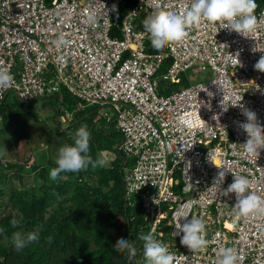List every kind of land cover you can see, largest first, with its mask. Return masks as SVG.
Masks as SVG:
<instances>
[{"label":"built area","instance_id":"1","mask_svg":"<svg viewBox=\"0 0 264 264\" xmlns=\"http://www.w3.org/2000/svg\"><path fill=\"white\" fill-rule=\"evenodd\" d=\"M121 1L0 0V68L14 77L10 87L0 89V104L10 93L31 102L65 88L77 101L57 122L66 138L87 107H110L122 137L117 152L130 159H120L121 173L129 168L122 184L126 205L140 207L139 233L154 228L174 264H216L224 247L235 248L241 264H264V216H235V194L223 197L211 188L219 168H227L222 188L233 175H243L264 198V150L259 157L244 153L246 134L236 122L246 117L231 107L243 98L264 126V73L254 69L264 55V24L245 37L203 23L182 41L150 52L149 35L136 31L134 20L151 15L157 4L182 13L191 0H137L122 18L119 38L112 36L111 9ZM262 13L264 8L256 9L258 18ZM61 36L65 42L58 47ZM167 58L171 63L161 73ZM187 71L210 75L193 82ZM182 117L187 124L180 123ZM182 215L203 218L208 242L203 250L189 252L180 244L175 227ZM136 249L138 258L130 264H145L142 242Z\"/></svg>","mask_w":264,"mask_h":264},{"label":"trees","instance_id":"2","mask_svg":"<svg viewBox=\"0 0 264 264\" xmlns=\"http://www.w3.org/2000/svg\"><path fill=\"white\" fill-rule=\"evenodd\" d=\"M136 1H121L112 20V36L121 38L119 29L122 18ZM256 3L257 9L264 8V0H256ZM145 18V14H140L134 20L136 31L144 29ZM146 49L157 52L151 46L149 36ZM170 63L167 58L160 72H165ZM60 95L57 100L61 107L73 110L76 99L66 89ZM5 102L6 99L0 104L1 108H4ZM12 118L5 115L0 133L9 135L15 147L25 148L28 140L26 131L21 127L11 130ZM75 118L76 121L82 119L79 114ZM55 131H58L57 126ZM46 132L47 144L56 142L58 147L63 145L59 137L65 134H55L52 130ZM67 142L74 144V137ZM101 149L105 150L97 136L93 135L90 139L93 159L98 158L97 151ZM106 152H113L116 156L114 162L119 160L120 165L114 163L96 169L89 167L79 173H64L63 178L55 182L49 179L50 169L57 166L50 157L44 160L46 167L33 157L31 164L20 162L25 149L18 150L15 161L4 163L0 159V229L4 230L0 234V264H130L128 254L117 252L114 245L121 238L129 239L136 248L141 245L138 231L142 223L141 211L139 205H126L121 153L109 146ZM28 176L31 182L25 183L24 179ZM129 217L134 219L128 222ZM13 218L19 221L15 228L10 224ZM13 232L22 235L37 232L39 240L17 251L11 244ZM49 236L53 238L51 244L46 243ZM134 258H138L137 252Z\"/></svg>","mask_w":264,"mask_h":264},{"label":"clouds","instance_id":"3","mask_svg":"<svg viewBox=\"0 0 264 264\" xmlns=\"http://www.w3.org/2000/svg\"><path fill=\"white\" fill-rule=\"evenodd\" d=\"M257 8L256 0H191L190 5L182 13H178L165 10L157 4L152 14L144 19L143 28L149 35L151 46L157 51L182 41L188 35L189 29L199 28L203 23L212 26L219 24L222 29H228L230 32L246 37L248 34L254 33L260 24H264V13L258 18L255 14ZM111 11L117 12V6L113 5ZM89 21L94 22V14L89 15ZM64 42L63 36H61L56 41V44L59 47ZM236 56H239V53ZM240 66L242 65L240 64ZM254 69L264 73V55L255 63ZM13 81L14 77L10 70L0 68V89L10 87ZM257 89H259V86ZM62 90H65V88L55 95L57 99H60ZM220 90L223 92L224 99V90L221 87ZM242 99L238 103L233 102L231 106L239 107L242 114L246 117V122H236L238 129L246 134V141L240 146L245 154L259 157L261 150H264V126L259 121L257 113L241 103ZM221 105L223 107L222 103ZM64 110L68 111L60 105L58 114L61 111L60 116H62ZM223 110L227 111L228 109L223 107ZM83 112H80L79 115ZM58 114H56V117L59 118ZM77 121L75 118L72 124ZM57 122L59 123V121ZM57 122L56 126L58 127ZM180 123L187 124L188 118L182 117ZM64 137L66 138V135L61 136L62 139H65ZM55 164L57 166L51 168L49 174V179L54 182L62 179V174L64 173H79L89 167L92 169L106 167L108 161L102 156L93 159L90 155V133L85 127H81L75 132L74 144L69 145L67 143L58 150ZM219 169L211 188L219 192L220 196L223 197L235 194L234 215L242 219H247L252 215L264 216V198H261L252 190V181L243 175L232 174L233 182L224 189L222 185L230 171L227 168ZM181 220L184 222L180 223ZM180 221L177 222L175 227L177 230L175 235L180 236V244L187 248L189 252L195 253L203 250L208 243L204 237L206 225L203 218L192 216L189 219L187 216L182 215ZM10 224L15 228L19 221L13 218ZM3 231V229H0V234H3ZM52 239L49 236L46 239V243L51 244ZM38 240L39 235L37 232H30L27 235L13 232L11 236V244L17 251L25 249L29 244L38 242ZM139 240L142 241L145 264H174L173 254L169 252L168 247L156 238L154 228L147 234L141 233ZM114 249L117 252H126L129 259L134 258L137 252L134 244L129 239L124 238L117 240ZM242 260L243 256L235 248L224 247L219 249L216 264H241Z\"/></svg>","mask_w":264,"mask_h":264},{"label":"rangeland","instance_id":"4","mask_svg":"<svg viewBox=\"0 0 264 264\" xmlns=\"http://www.w3.org/2000/svg\"><path fill=\"white\" fill-rule=\"evenodd\" d=\"M189 80L193 82H199L201 80L207 79L210 72L200 74L192 73L187 71L186 74ZM64 106V105H63ZM60 102L55 97L42 98L30 103H22L19 101L13 93H10L6 98L4 108L0 107V128L5 115L12 116L11 120V130H15L16 127L24 128L26 131L27 145L25 148L14 145L12 139L7 134L0 133V159L2 162H12L16 160V155L19 149H25L23 155L22 163H32V157L37 162H42L43 167L47 166V162L44 161L47 158H51L56 161L58 157V147L56 142L46 143V130H52L55 133L56 122L59 121L58 117H55L56 110H59ZM90 111V112H89ZM91 114V116H89ZM81 120L74 123L72 127L69 128L72 131L73 136L75 132L81 128L85 127L90 133V139L97 136L98 141L101 143L105 150L97 151V156H102L108 161L107 165H112L116 163L120 165L119 160L115 161L116 156L113 152H106L109 146L114 151H117V147L121 143V134L118 131L114 123V113L110 107H101L91 105L89 108L81 114ZM8 120V118H6ZM68 138L61 140L62 146L66 145ZM38 158H41L38 161ZM18 160V159H17ZM123 161H130L126 156L123 157ZM130 167V166H129ZM123 175L127 174L129 168L125 170ZM31 177L24 179V182L29 180ZM15 185L18 183L15 182ZM18 186V185H17ZM8 192V188L5 189ZM1 202V200H0ZM121 220H119V223Z\"/></svg>","mask_w":264,"mask_h":264},{"label":"crops","instance_id":"5","mask_svg":"<svg viewBox=\"0 0 264 264\" xmlns=\"http://www.w3.org/2000/svg\"><path fill=\"white\" fill-rule=\"evenodd\" d=\"M143 30V29H142ZM73 125L71 124V125H69V127H72ZM59 127V126H58ZM56 129V128H55ZM57 134H59L58 133V131H55ZM68 134H69V138L68 139H71L72 137H74L73 136V134H72V131H70V130H68V131H66ZM55 133V134H56ZM65 138V137H64ZM59 140L61 141V140H63L61 137H59ZM65 146V145H64ZM59 147H63V146H59ZM130 263H132V261H130Z\"/></svg>","mask_w":264,"mask_h":264},{"label":"water","instance_id":"6","mask_svg":"<svg viewBox=\"0 0 264 264\" xmlns=\"http://www.w3.org/2000/svg\"><path fill=\"white\" fill-rule=\"evenodd\" d=\"M56 114H58V110H57V113ZM122 186H123V184H122Z\"/></svg>","mask_w":264,"mask_h":264}]
</instances>
